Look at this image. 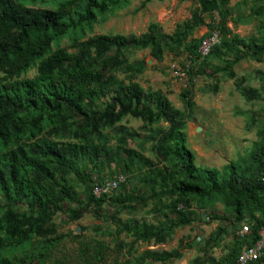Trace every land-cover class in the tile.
<instances>
[{"label":"trees","instance_id":"1","mask_svg":"<svg viewBox=\"0 0 264 264\" xmlns=\"http://www.w3.org/2000/svg\"><path fill=\"white\" fill-rule=\"evenodd\" d=\"M131 1L0 0V264H31L35 259L44 264L46 253L63 239L54 220L57 213L72 222L89 211L102 217L105 204L117 215L130 214L114 220L117 249L127 247L124 264L182 259L183 250L192 246L185 239L171 250L134 254L140 242L165 244L178 228L205 214L220 222L207 246L224 245L226 233L232 234L231 242L221 257L204 248L188 264H237L242 248L254 243L264 227V126L252 148L223 170L198 167L185 131L193 118L192 86L198 75L214 80L205 92L218 93L228 78L247 101H264V70L257 71L261 85L254 87L235 69L245 59L264 62V0H251L250 16L258 25L250 37L227 26L228 20L244 22L237 12L247 0H195L191 16L171 33L153 21L137 36L88 35L100 19ZM36 3L46 7H34ZM214 15L219 21L208 24L207 16ZM204 25L210 31L218 27L222 40L202 57L205 36L195 37L194 32ZM64 38L74 51L60 46ZM146 49L157 61L167 52L187 55L191 63L183 108L175 107L163 90L145 89L138 81L147 65L131 61L129 54ZM33 69L37 73L30 77ZM129 116L143 121L141 130L123 123ZM257 117L251 112L248 128ZM119 172L127 180L117 191L94 194L96 182ZM148 207L154 221L137 217ZM243 223H250L252 231L240 235L237 229ZM122 234L133 240L118 241ZM80 248L84 264L106 260L104 241ZM251 264H264V256Z\"/></svg>","mask_w":264,"mask_h":264},{"label":"rangeland","instance_id":"2","mask_svg":"<svg viewBox=\"0 0 264 264\" xmlns=\"http://www.w3.org/2000/svg\"><path fill=\"white\" fill-rule=\"evenodd\" d=\"M145 1L132 0L126 8L108 15L105 19H100L95 24L94 30L88 35L122 33L137 36L147 31L149 24L153 21L159 22L165 32L171 33L179 23L191 16L192 10L197 6L195 0H150L142 8ZM239 1L241 0H232V4ZM251 3V0H247L238 7L237 14L242 18L243 23L235 25L232 20H228L227 23V26L241 37H250L256 33L258 22L250 16ZM33 6L46 7L41 3H36ZM216 20L219 21L218 15L206 18V22L211 25ZM210 29L208 25L199 27L194 32V36L204 37ZM60 46L70 51L75 50L71 47V41L68 38L62 39ZM129 58L131 61L140 59L146 63V71L138 78L145 89H161L175 107L183 108L185 99L182 96V91L189 82L188 70L191 63L186 54L176 55L167 52L163 61H157L151 55L150 50L146 49L130 53ZM174 65L185 71L187 76L182 78L181 75H178ZM235 69L239 76H247L246 84L260 87L261 82L257 77V71L264 70V62L245 59ZM36 73L37 70L33 69L28 75L33 77ZM120 76L124 77V74H120ZM213 82L214 80L208 75H198L194 80L192 89L195 108L193 118L187 123L185 131L188 147L194 151L198 167L200 169L211 167L223 170L231 160L246 154L258 139L257 130L264 126V101H247L236 89L234 80L228 78H223L218 93L205 92L206 86ZM251 112H256L258 119L252 128H248ZM123 123L137 130H141L143 125L142 120L131 116L127 117ZM159 125L163 128L168 127L166 122H161ZM150 144L148 143L147 146L149 147ZM131 146L139 148L135 142H131ZM145 154L152 156L149 150H146ZM103 174L108 175L109 173L105 170ZM81 188L83 189V186ZM149 209L150 207L138 211L137 217L154 221L155 216L146 212ZM218 209L223 212V205L218 204ZM101 215L102 217H98L89 211L80 220L72 222L65 214L57 213L54 220L58 225V233L63 235V239L56 248L46 253L47 258L44 264H84L87 262L86 256L80 246L82 244L90 246L96 240L104 241L107 246L106 260L98 264H124L129 257L126 252L127 247L122 250L117 249L114 220L116 216L127 219L130 214L124 212L117 215L114 207L105 204ZM208 217L209 215L205 214L191 226L178 228L165 244L155 245L140 242L134 257L141 255L146 249L171 250L178 247L181 239L192 244L191 248L183 250L182 259L171 263L147 260L143 264H188L204 248H208L210 254L221 257L226 252L225 245L231 242L232 234L226 233L224 245L215 248L208 247L207 240L220 223L219 220H209ZM78 227H81V230H78ZM239 230L240 228L237 229V231ZM77 234H81L80 237H76ZM122 240L129 243L133 238L122 234L118 241ZM31 264H38V260H33Z\"/></svg>","mask_w":264,"mask_h":264},{"label":"built area","instance_id":"3","mask_svg":"<svg viewBox=\"0 0 264 264\" xmlns=\"http://www.w3.org/2000/svg\"><path fill=\"white\" fill-rule=\"evenodd\" d=\"M222 40V33L218 27H215L205 36L201 42L199 51L202 57L209 55L212 48L215 45L220 44ZM174 68L178 75H181L182 78L186 77L187 74L185 71H182L177 65H174ZM127 176L119 172L112 179H106L104 183L96 182L93 192L96 196L100 197L102 195H111L113 192L117 191L119 186L125 183ZM210 217H208L209 219ZM210 220V219H209ZM252 231L250 223H243L240 230L237 231L240 235H245ZM258 239L252 243L245 245L240 254L238 255L237 264H251L264 256V227L260 228L258 231Z\"/></svg>","mask_w":264,"mask_h":264},{"label":"water","instance_id":"4","mask_svg":"<svg viewBox=\"0 0 264 264\" xmlns=\"http://www.w3.org/2000/svg\"><path fill=\"white\" fill-rule=\"evenodd\" d=\"M78 230H81V227H78Z\"/></svg>","mask_w":264,"mask_h":264},{"label":"crops","instance_id":"5","mask_svg":"<svg viewBox=\"0 0 264 264\" xmlns=\"http://www.w3.org/2000/svg\"><path fill=\"white\" fill-rule=\"evenodd\" d=\"M210 219V218H209Z\"/></svg>","mask_w":264,"mask_h":264}]
</instances>
